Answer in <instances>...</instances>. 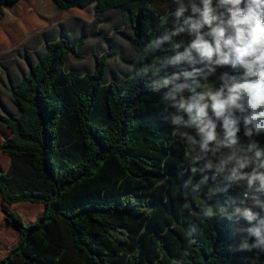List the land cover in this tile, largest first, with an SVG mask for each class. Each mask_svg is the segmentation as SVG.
<instances>
[{
	"label": "trees",
	"instance_id": "1",
	"mask_svg": "<svg viewBox=\"0 0 264 264\" xmlns=\"http://www.w3.org/2000/svg\"><path fill=\"white\" fill-rule=\"evenodd\" d=\"M39 1L33 4L41 21L49 7L125 11L134 71L104 85L103 54L92 73L67 72L65 56L84 42L65 35L48 41L11 88L18 114L0 113V128L10 133L0 144L10 159L0 172V199L40 205L42 212L33 222L4 213L18 242L0 264H234L243 256L247 264H264V255L236 252L235 219L200 214L202 199H193L187 175H180L185 145L170 135L159 95L147 87L153 77L136 74L144 46L163 31L164 14L148 0H44L46 8ZM29 2L0 0V19ZM258 139L264 145V136Z\"/></svg>",
	"mask_w": 264,
	"mask_h": 264
},
{
	"label": "clouds",
	"instance_id": "2",
	"mask_svg": "<svg viewBox=\"0 0 264 264\" xmlns=\"http://www.w3.org/2000/svg\"><path fill=\"white\" fill-rule=\"evenodd\" d=\"M173 2L136 74L153 77L147 87L185 145L180 175L200 214L235 219L237 250L264 255V0Z\"/></svg>",
	"mask_w": 264,
	"mask_h": 264
},
{
	"label": "rangeland",
	"instance_id": "3",
	"mask_svg": "<svg viewBox=\"0 0 264 264\" xmlns=\"http://www.w3.org/2000/svg\"><path fill=\"white\" fill-rule=\"evenodd\" d=\"M148 1L164 15L173 10L171 6L173 0ZM31 2L28 5L20 3L12 12L10 11L12 9L8 8L6 11L11 13L0 19L1 114H18L10 95V87L29 72V68L44 53L48 41L57 40L65 35L69 36V41L72 43L79 40L84 42L76 52L65 56L67 72L76 76L90 74L96 61L103 54L108 55L104 85L109 82H121L134 71L131 64L134 56L131 46L133 35L125 22V11L115 9L98 14L95 13V4H93L84 11L61 12L51 9L47 2L40 0L38 2L40 7L50 8H46L48 18L41 21L40 16L36 14L35 5ZM29 22L34 27L30 26ZM24 24L29 28L26 25L24 27ZM9 137L10 133L0 128V144ZM6 160L7 157L0 153V172L7 171L9 162L7 163ZM18 210L25 211L20 208ZM40 213L27 215L26 222H33ZM14 236L10 235L9 238L12 243L17 241ZM236 252L242 254L237 248ZM234 264H247L246 258L244 256L237 258Z\"/></svg>",
	"mask_w": 264,
	"mask_h": 264
},
{
	"label": "crops",
	"instance_id": "4",
	"mask_svg": "<svg viewBox=\"0 0 264 264\" xmlns=\"http://www.w3.org/2000/svg\"><path fill=\"white\" fill-rule=\"evenodd\" d=\"M16 84V83H15ZM12 85L10 87V90L13 86ZM7 163L9 162V166H10V159L7 157ZM24 209L25 211H19L18 209ZM41 207L37 206V205H13V206H8L6 204H4L1 199H0V259L13 247L17 244L18 242V236H17V232L15 231V229H13L12 227H10L9 225H7L4 221V213L5 212H10V211H16L19 212L21 214L24 215V218L26 220L27 215L28 216H33L35 214L40 213ZM10 235H15L14 237L17 238L16 242H11L9 240Z\"/></svg>",
	"mask_w": 264,
	"mask_h": 264
}]
</instances>
